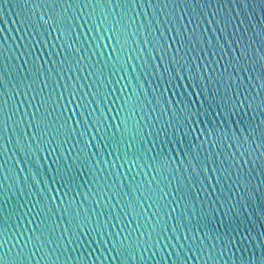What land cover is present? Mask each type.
I'll list each match as a JSON object with an SVG mask.
<instances>
[{
	"label": "water",
	"instance_id": "water-1",
	"mask_svg": "<svg viewBox=\"0 0 264 264\" xmlns=\"http://www.w3.org/2000/svg\"><path fill=\"white\" fill-rule=\"evenodd\" d=\"M119 3L0 0V260L128 264L113 242L134 240L161 211L157 231L166 225L169 239L130 264H177V253L186 264H261L264 0ZM173 12L181 25L186 12L196 18L183 39L161 23ZM237 56L248 69L236 73L238 96L228 67ZM205 96L212 107L200 109ZM186 103L199 114L185 119ZM186 153L208 170L190 174ZM160 162L168 179L154 172ZM149 189L167 195L138 220Z\"/></svg>",
	"mask_w": 264,
	"mask_h": 264
},
{
	"label": "snow or ice",
	"instance_id": "snow-or-ice-1",
	"mask_svg": "<svg viewBox=\"0 0 264 264\" xmlns=\"http://www.w3.org/2000/svg\"><path fill=\"white\" fill-rule=\"evenodd\" d=\"M25 2H27V0H25ZM47 2L51 3V5H53L54 7H57L62 2V0H47ZM108 2H110V0H103V3L105 5ZM157 2L161 3L164 8H167L169 4H173L174 7H176V8H178L180 6V4H184L185 7H187L188 5H192V7L195 8L196 6L203 4L204 0H157ZM134 5L139 7L140 6L139 0H120V3H119V6L122 9H127V8L134 6ZM126 15H127V12L125 11L124 15L121 16L120 20L114 21V24H120L123 21L124 16H126ZM185 15H188L190 18L183 25H181L179 23V20H183L184 16H181L179 18V20H177L174 12L173 13H165V16L167 19H166V21H162L161 23L166 22L170 26L169 30L174 28L175 29V36L180 38V39H183V37L185 35H188L187 25L193 24L196 22V18H195V16L192 15V13L186 12ZM50 18H52V17H50ZM41 19H43V17H41ZM60 19H67V18L63 17L61 15ZM209 22L211 23V21H209ZM229 22H230V20H227V19L225 21H223V23H225V25H227ZM217 23H219V21H217ZM241 23H243V21H241ZM198 26L199 25L197 24V27ZM194 32H195V29H193V33ZM191 39H193V40L195 39L194 34L191 36ZM176 42L179 43L180 40H177ZM116 43L120 44L121 41L119 39H117ZM114 51H115V49H114ZM242 58H243L242 56L234 57L233 63L228 65V67L233 68V72L231 74H229V79H235V81H236V88L238 89V91L235 93V95H237V96L240 94L239 90L243 88L245 82H244L243 77L236 76V73L248 71L247 68L240 67L235 63L236 61H239ZM261 60L264 61V56L261 57ZM227 71H228V68L226 67L225 72H227ZM261 79L264 80V63H261ZM249 87H250V85H249ZM229 88H231V85H229ZM244 91H247V89H244ZM69 95L74 96V93H69ZM212 100L214 101L215 97H212ZM205 104H208L209 108L212 107V105L209 104V97L208 96H205L203 98V100L200 104V109H203ZM78 107H85V105L81 104V105H78ZM249 107H251V105H249ZM37 110H39V109H37ZM186 110H188V116L185 117V119H188L191 115H198L199 114V109L195 113H193L189 110V103L185 104V108L182 109L181 112H184ZM86 115L90 116L91 113H86ZM129 147H131V145H129ZM186 157H190V159L186 158V161H185V163L188 165L187 170L189 171L190 174L195 175V176H201L208 170L207 169V161H205L204 166L201 167V162L199 160V153H197L196 155H192L191 153H186ZM169 166L170 165L165 163V162H160L158 169H154V172H156V174L161 176L163 179H168L167 171H168ZM172 179H175V177H173ZM177 183L179 185L180 181H177ZM166 195H167V192L164 189H160V190L149 189L146 194H142L141 200L142 201H144V200L152 201V204L145 205V209H141L139 206H137L136 208H133V212L135 213V216L138 218V220H144L145 219L144 218V210H146V208H151L154 205H157L160 200H163L166 197ZM180 199H183L185 201L184 211L187 213L188 218H194L195 213L190 212L188 210L189 209L188 200L190 199V193H182ZM237 203L239 204V201ZM165 207H166V205H165ZM192 207L194 208V202H193ZM229 210L231 211V208ZM171 211L175 212L176 208L175 207L172 208ZM166 215H168V214L163 213L161 211L153 212L150 214V216L147 218V220H145L144 225H141L139 223L137 224L136 231L138 232V235L134 240L131 237V233H129L127 236L123 237L122 240L114 241L113 242V248L116 249V256L118 258L122 257L125 262H128V264H130V262L135 259L136 252L138 249L141 252H143L149 248H155L156 245H158L160 243L161 238L169 239V237L164 236V233L169 231L166 225H165V227L160 228L159 231H157V228H159V220L162 219ZM153 217H156V219H153ZM149 220H151L150 225H148ZM146 226L148 227L147 232L140 230L141 228L146 227ZM186 231H187V229H186ZM153 233H155V237L153 236ZM117 235H119V234H117ZM145 236H147L146 239H145ZM176 239L179 240L181 238L176 237ZM183 239H188V237L185 236V237H183ZM193 241H194V243H193L192 247L189 248V251H193V249L197 246L198 242H195V237H193ZM178 247H180L182 249L184 247V245H178ZM262 248H264V246H262ZM200 254L201 255L203 254V246L202 245H201V253ZM214 254H215V245H213L211 247L208 255L210 258H213ZM169 255H171V253H169ZM176 258H177V264H186V258H182L179 253H177ZM0 264H3L2 260H0ZM261 264H264V260L261 261Z\"/></svg>",
	"mask_w": 264,
	"mask_h": 264
}]
</instances>
